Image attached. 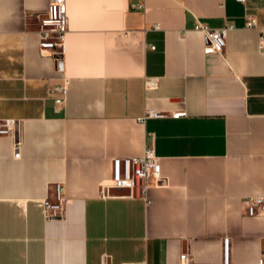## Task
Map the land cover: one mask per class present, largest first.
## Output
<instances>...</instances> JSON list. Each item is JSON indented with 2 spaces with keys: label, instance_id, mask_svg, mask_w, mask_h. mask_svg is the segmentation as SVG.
<instances>
[{
  "label": "crops",
  "instance_id": "obj_1",
  "mask_svg": "<svg viewBox=\"0 0 264 264\" xmlns=\"http://www.w3.org/2000/svg\"><path fill=\"white\" fill-rule=\"evenodd\" d=\"M48 3L0 0V264H222L226 238L233 264H264L246 203L264 198V0H66L59 61L40 54ZM198 22L234 27L223 53ZM146 145L164 182L104 196Z\"/></svg>",
  "mask_w": 264,
  "mask_h": 264
},
{
  "label": "built area",
  "instance_id": "obj_2",
  "mask_svg": "<svg viewBox=\"0 0 264 264\" xmlns=\"http://www.w3.org/2000/svg\"><path fill=\"white\" fill-rule=\"evenodd\" d=\"M246 3L247 0H238ZM139 10L145 9V5L138 4L135 6ZM69 19L66 11V0H49L48 11L46 17L41 22L40 35V54L43 57L52 58L56 61L61 59L64 52V40L68 32ZM258 27L256 18L250 14L247 15V28L253 29ZM157 29L158 26H155ZM233 26H226L222 29L212 30L206 25L198 22L196 30L202 32L208 44L205 48L207 54L223 53L226 47V39L228 32ZM261 48H264V38L261 41ZM69 81L65 79L64 84L56 88L55 92L59 94L55 103L62 107L66 102ZM157 81L155 79H147L145 82L146 90L155 89ZM184 113H178L175 116L181 117ZM165 115L157 111H147L143 117L139 119L141 123H145L149 118H163ZM11 132L10 123H0V135H7ZM113 177L109 183L103 187L105 192L109 190H128L130 196L147 197L148 190L151 186H160L165 178L161 174L159 158L153 145H146L142 157L115 159L113 161ZM60 205L57 207L60 212L63 211L62 198L63 188L57 186ZM247 212L249 216H256L259 210L264 208V198H250L247 200ZM44 213L50 218V211L53 206L49 200L42 203ZM124 264H147V263H124ZM180 264H190L188 256L181 257ZM222 264H233L230 255V240L224 239V259Z\"/></svg>",
  "mask_w": 264,
  "mask_h": 264
},
{
  "label": "water",
  "instance_id": "obj_3",
  "mask_svg": "<svg viewBox=\"0 0 264 264\" xmlns=\"http://www.w3.org/2000/svg\"><path fill=\"white\" fill-rule=\"evenodd\" d=\"M126 191H128V190H126ZM129 192V191H128Z\"/></svg>",
  "mask_w": 264,
  "mask_h": 264
}]
</instances>
